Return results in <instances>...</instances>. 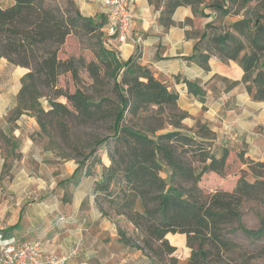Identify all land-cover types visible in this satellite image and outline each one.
Wrapping results in <instances>:
<instances>
[{
	"label": "trees",
	"instance_id": "1",
	"mask_svg": "<svg viewBox=\"0 0 264 264\" xmlns=\"http://www.w3.org/2000/svg\"><path fill=\"white\" fill-rule=\"evenodd\" d=\"M149 1L162 6L160 21L166 27L174 24L173 14L179 6H191L198 16L213 15L198 34L194 53L186 58L206 69L213 56L236 61L244 71L242 82L252 98L264 101V0H254L246 14L226 30L216 26L231 14L230 5L224 1L208 6L204 0ZM106 23L105 15L84 16L75 0H14L7 7L0 4V58L30 69L22 78L12 117L32 110L30 114L36 116L42 134L47 135L52 129L68 131L66 121L102 126L110 132L95 134L85 143L70 137L66 140L77 163L71 177L76 179L73 186L82 176L96 175L93 191L102 215L116 223L118 241L143 252L150 259L147 264H178L174 245L185 246V239L176 233L185 234L192 249L185 264L237 260L230 255L239 247L236 237L249 239L250 246L264 236L262 211L255 210L259 228L244 222L245 206L264 204V162L246 157L244 149L219 145L206 124L185 127L183 121L189 113L179 109V94L140 62L139 53L123 60L112 45L113 38L104 31ZM72 34L95 40L94 59L86 63L82 56L59 57ZM82 69L93 80L94 94L78 86ZM66 73L76 84L73 92L58 87ZM185 82L189 92L205 102L206 93L195 82ZM43 88L55 91L48 100L49 108L41 104ZM60 96L65 100L60 101ZM231 156L248 166L254 181L241 176L230 191L203 192L199 187L203 176H224ZM119 222L129 223L132 232ZM1 233L8 236L6 231ZM249 254L244 251L239 257L244 260Z\"/></svg>",
	"mask_w": 264,
	"mask_h": 264
},
{
	"label": "crops",
	"instance_id": "2",
	"mask_svg": "<svg viewBox=\"0 0 264 264\" xmlns=\"http://www.w3.org/2000/svg\"><path fill=\"white\" fill-rule=\"evenodd\" d=\"M75 2L84 16L101 18L107 12L103 0ZM13 3L0 0L3 7ZM131 8L132 39L112 41L121 58L128 60L139 53L140 62L179 94L178 106L190 115L183 121L185 125L192 128L195 117L203 111L204 121L219 145L244 149L246 157L264 162V101L254 100L248 92L242 82V67L234 60L213 56L206 69L186 58L194 53L198 34L213 15L198 16L191 6H179L173 14L174 24L166 27L160 21L162 6L156 7L149 0H131ZM204 12L210 10L204 8ZM138 37L140 42L133 40ZM29 71L0 58V231L21 239H41L45 252L61 256L79 244L78 254L68 264H115L112 258H118L116 253L123 245L118 242L116 223L104 217L97 205L93 191L96 175L82 176L70 199L65 194L67 181L60 187L51 172L43 179L37 175L33 160L38 162V150L28 145H32L30 136L38 129V121L24 112L12 117L22 78ZM185 79L206 93L205 102L189 92ZM104 162L108 160L104 158ZM43 167L46 169L41 163ZM76 168L75 161H65L60 179L70 178Z\"/></svg>",
	"mask_w": 264,
	"mask_h": 264
},
{
	"label": "rangeland",
	"instance_id": "3",
	"mask_svg": "<svg viewBox=\"0 0 264 264\" xmlns=\"http://www.w3.org/2000/svg\"><path fill=\"white\" fill-rule=\"evenodd\" d=\"M4 1L5 0H3V2ZM222 1H224L225 4H229L231 7V14L223 18V20L216 22V26L220 27L222 30L228 29L231 23H233L237 19H241L240 17H242L243 14H246L248 7L255 3L254 0H250V1L249 0H204V3L206 4V6H208L211 3L222 2ZM94 41H95L94 39H91L89 37H85V36L82 37L72 34L67 38L66 43L62 46L59 52V57L62 59H66L71 56H75V57L82 56L85 59L86 63H88L89 61L95 58L92 47V43ZM80 75H81V81L78 84V86H80L87 93L94 94L95 90L94 87L92 86L93 80L89 77L88 71L82 69ZM58 87L63 91H69V92H73L76 89V84L74 83L70 73H66L65 75H62L60 77L58 82ZM42 91L44 95L41 97V104L44 108H49L48 100L55 96V91H51L46 88H43ZM58 99L60 101L65 100L62 96L58 97ZM179 109L182 111H186L181 109L180 107ZM31 112H29L28 110L24 111V113H31ZM202 115H203V111H201L200 114H198L197 117H195L196 124L197 122L206 124ZM66 123H67L68 131L66 130L60 131L59 129H54V130L52 129L49 135L42 134L41 128L38 126L37 130L31 132L30 139L32 140V145H28V146H32L33 148H37L38 150V155L36 154L38 156V162L36 160H33V165L34 166L37 165L36 169L38 170L37 171L38 177L40 179H43L45 175L51 172L52 175H55V178L59 182L57 183L60 187L61 185H63V183H65L66 181L69 182L72 179L71 178L72 176L70 178L69 177L63 178V180L60 179L61 165L67 160H71V162L74 161L76 162V160L71 157L74 151L71 150L72 148H70L68 144L69 140L68 141L66 140L70 137L71 141L85 143L87 141H90L91 137L95 134L102 136V135H108L110 133L108 130H105L102 126H96V127L78 126L77 123L70 121H66ZM196 124L192 128H194ZM183 125L187 128H190L188 127V124L185 125L184 122ZM170 128L172 127L169 126L168 129ZM99 152L104 153L105 150H100ZM229 159L230 160L228 161V166L224 176L221 177L211 173L205 174L203 176L201 182L199 183V187L203 190V192L213 193L217 190L230 191L233 189L235 182L241 176H245L249 181H254V177L252 176V173L250 172L246 164L241 163L239 158H237L236 156H231ZM41 163H43L46 166V169L49 170L44 169V167L41 169L40 168ZM162 175L165 176V173H162ZM74 180L76 179L75 178L72 179L69 188L65 190V194L69 199L71 198L72 190L74 188L73 186ZM86 204L87 203L84 202L83 208H86L87 206ZM249 205H251L252 208H250ZM249 205L245 206L244 222L248 227L257 229L261 226V223L259 218L255 214V210H260L264 214V204L259 205L255 203H250ZM119 224L124 228L129 229L130 233L132 232L131 226L129 224H126L125 222H119ZM174 235L179 236V238L183 237L185 239V246L176 245V251L174 253V256L178 260V264H185L188 262V259L191 256L192 249L191 247L188 246L187 236L185 234L176 233ZM169 241L170 243H172L170 237H169ZM236 241L239 247H237L234 250V252H231L230 255L231 257H234L237 260H230L229 258L226 259L224 258L223 264H246L247 262H248L247 264H264V236L260 240L255 241V244L250 246H249L250 243L249 239L236 237ZM76 245L79 246V244ZM123 246H120L119 248L120 251L116 253V255H118V258L116 257L112 258L115 264L149 263L150 259L146 255H144L143 252H141L140 250H134L126 246H124V250H122ZM244 251H247L251 254H249L250 256L246 257V259L242 260L239 257V254L243 253ZM52 253H56V252H52Z\"/></svg>",
	"mask_w": 264,
	"mask_h": 264
},
{
	"label": "built area",
	"instance_id": "4",
	"mask_svg": "<svg viewBox=\"0 0 264 264\" xmlns=\"http://www.w3.org/2000/svg\"><path fill=\"white\" fill-rule=\"evenodd\" d=\"M107 7L104 31L112 40L125 43L132 39L134 13L131 0H103ZM111 40V41H112ZM140 42L141 37L133 39ZM79 250L76 245L67 255L45 252L41 239H21L0 232V264H68Z\"/></svg>",
	"mask_w": 264,
	"mask_h": 264
},
{
	"label": "water",
	"instance_id": "5",
	"mask_svg": "<svg viewBox=\"0 0 264 264\" xmlns=\"http://www.w3.org/2000/svg\"><path fill=\"white\" fill-rule=\"evenodd\" d=\"M167 238H168V235H167ZM168 240H169V238H168ZM174 246H176V245H174Z\"/></svg>",
	"mask_w": 264,
	"mask_h": 264
}]
</instances>
